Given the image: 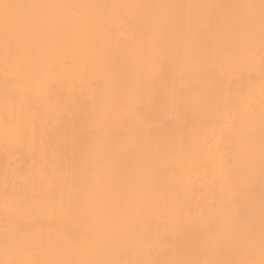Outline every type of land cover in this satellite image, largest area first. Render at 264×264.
Listing matches in <instances>:
<instances>
[{"label": "bare ground", "instance_id": "1", "mask_svg": "<svg viewBox=\"0 0 264 264\" xmlns=\"http://www.w3.org/2000/svg\"><path fill=\"white\" fill-rule=\"evenodd\" d=\"M3 2L0 264H260L261 0Z\"/></svg>", "mask_w": 264, "mask_h": 264}, {"label": "snow or ice", "instance_id": "2", "mask_svg": "<svg viewBox=\"0 0 264 264\" xmlns=\"http://www.w3.org/2000/svg\"><path fill=\"white\" fill-rule=\"evenodd\" d=\"M17 7H20V6L9 4V3L3 2V0H0V9L3 10L4 17H5V32H6V35L8 36H11L13 31L19 26H22L25 23L31 22L30 17H19V16L11 15V11ZM24 7L39 9V8H49V7H59V6H56V5H27ZM261 18H262V24H264V0H261ZM262 253H264V241H262ZM241 264H255V262L245 261V262H241ZM260 264H264V259L260 261Z\"/></svg>", "mask_w": 264, "mask_h": 264}]
</instances>
